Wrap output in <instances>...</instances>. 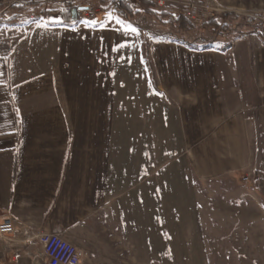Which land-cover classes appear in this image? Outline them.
I'll return each instance as SVG.
<instances>
[{
  "label": "crops",
  "instance_id": "1",
  "mask_svg": "<svg viewBox=\"0 0 264 264\" xmlns=\"http://www.w3.org/2000/svg\"><path fill=\"white\" fill-rule=\"evenodd\" d=\"M40 13L0 27V214L15 228L0 241V261L33 264L30 252L42 247L23 229L62 234L81 253L93 239H151V227L159 239L185 228L196 239L210 225L199 185L219 182L230 201L249 196L242 185L256 193V35L195 51L163 40L146 16L123 23L112 11L82 12L67 26L61 12Z\"/></svg>",
  "mask_w": 264,
  "mask_h": 264
},
{
  "label": "rangeland",
  "instance_id": "2",
  "mask_svg": "<svg viewBox=\"0 0 264 264\" xmlns=\"http://www.w3.org/2000/svg\"><path fill=\"white\" fill-rule=\"evenodd\" d=\"M190 1L201 5L205 3L213 9L209 11L210 14L207 13L202 18V21L194 22L187 17L198 27V32L184 38L189 41L198 40L195 41L196 46L222 51L226 45L231 44L232 40L222 42L202 26L211 17L223 12L241 16V21L237 26L239 32L256 35L254 31L256 28L252 24L256 22L258 27H264V0ZM97 3V0H93L90 5L85 6L90 7L87 10L92 13L102 12V7ZM171 6H174L182 14L180 7L175 4H167L165 8L158 7L167 9ZM87 10L82 12L85 13ZM251 17H253V21L249 22L248 19ZM159 29L162 30L160 26ZM163 37L170 39L168 34ZM256 135L253 142L257 170H252L251 173L252 177H255L254 173H256L257 180L254 185L256 193L250 192V186L242 185L240 188H243V191H246L249 196L241 200L234 198L230 201L221 195L219 182H214L207 187L199 185L198 198L200 205L205 209V211L202 210L200 216L202 222L207 219L209 222L206 223H210L209 226L203 225L196 229L199 237L185 239V234L188 235L190 230L185 228L181 229L182 238L177 236V239H159L156 233L160 228L151 227V239H93L90 244L83 247L84 252L81 253L80 264H264V132H257ZM243 201H245L246 211H243L244 208L242 209L241 205L237 206ZM222 206H228L230 210L240 208L243 212L240 213L237 210L221 212ZM239 215L246 216L247 221L244 225L243 222H237ZM228 216L229 218H227ZM257 218L261 222L260 226L255 227L253 225ZM80 249L82 248L80 247Z\"/></svg>",
  "mask_w": 264,
  "mask_h": 264
},
{
  "label": "trees",
  "instance_id": "3",
  "mask_svg": "<svg viewBox=\"0 0 264 264\" xmlns=\"http://www.w3.org/2000/svg\"><path fill=\"white\" fill-rule=\"evenodd\" d=\"M93 0H37L26 6H16L3 17L0 18V27L4 24H15L22 18L28 17L37 11H41L40 15H48L51 13L61 12L63 16L62 24L67 26H77L83 22L81 7L90 5ZM97 4L102 7L103 12L115 11V16L120 22L131 23L141 16H146L158 23L165 29V36L168 38L163 40L186 44L193 50H208L210 47H199L195 45V41H189L184 37L195 35L198 27L194 25L187 17L176 10L174 6L167 9H161L154 0H97ZM38 18L33 19L37 21ZM241 21V16L233 13L223 12L219 15L211 17L204 23V28L211 31L216 39L222 42L227 40H235L240 34L237 26ZM47 24H55L51 21ZM257 23V22H256ZM252 23L256 28L254 31L257 37L264 43V27H258V24ZM173 36V37H171ZM229 38V39H228ZM185 39V40H184ZM230 45H226L222 51L228 50ZM148 71L153 76L150 61L145 58Z\"/></svg>",
  "mask_w": 264,
  "mask_h": 264
},
{
  "label": "built area",
  "instance_id": "4",
  "mask_svg": "<svg viewBox=\"0 0 264 264\" xmlns=\"http://www.w3.org/2000/svg\"><path fill=\"white\" fill-rule=\"evenodd\" d=\"M37 0H0V18L11 11L16 6H26ZM158 6L165 8L167 4H175L180 7V11L186 17L195 21H202L207 13L210 14L213 9L207 4L193 3L180 0H154ZM90 10L85 11V13ZM33 17V16H31ZM253 21V17L248 19ZM3 55V47L0 44V58ZM244 182L249 181V177L243 178ZM13 219L6 215L0 214V241L6 239L14 232ZM23 234L29 244H39L42 251L38 254L30 252L33 257V264H80L82 254L78 245L59 233L47 231H33L31 229H23ZM0 264H17L14 260H3Z\"/></svg>",
  "mask_w": 264,
  "mask_h": 264
},
{
  "label": "water",
  "instance_id": "5",
  "mask_svg": "<svg viewBox=\"0 0 264 264\" xmlns=\"http://www.w3.org/2000/svg\"><path fill=\"white\" fill-rule=\"evenodd\" d=\"M90 7H81V10H87V9H89Z\"/></svg>",
  "mask_w": 264,
  "mask_h": 264
},
{
  "label": "snow or ice",
  "instance_id": "6",
  "mask_svg": "<svg viewBox=\"0 0 264 264\" xmlns=\"http://www.w3.org/2000/svg\"><path fill=\"white\" fill-rule=\"evenodd\" d=\"M133 31H135V29H133Z\"/></svg>",
  "mask_w": 264,
  "mask_h": 264
}]
</instances>
